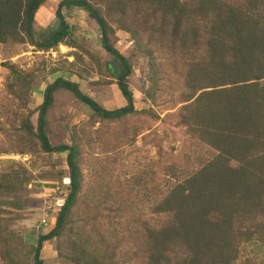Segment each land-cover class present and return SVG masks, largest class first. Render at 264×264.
Returning a JSON list of instances; mask_svg holds the SVG:
<instances>
[{"label":"trees","instance_id":"1","mask_svg":"<svg viewBox=\"0 0 264 264\" xmlns=\"http://www.w3.org/2000/svg\"><path fill=\"white\" fill-rule=\"evenodd\" d=\"M46 2L0 0V156L35 161L0 160V262L22 264L25 199L33 182L50 179L40 169L54 154H65L67 194L47 232L27 228L36 236L31 264H45L41 251L52 240L68 264H238L244 245L264 244V0H61L58 26L38 41L32 25ZM63 9H81L98 26L124 106L106 110L59 76L28 107L43 58L27 69L11 58L25 60L28 45L37 54L76 47ZM119 32L137 34L150 61L149 106L140 110L129 88L132 62L112 44ZM157 58L166 63L158 68ZM60 91L91 120H136L131 138L145 142L133 140L104 167L100 137L97 148L93 132L74 133L71 120L63 122L66 140L52 144L46 126Z\"/></svg>","mask_w":264,"mask_h":264},{"label":"rangeland","instance_id":"2","mask_svg":"<svg viewBox=\"0 0 264 264\" xmlns=\"http://www.w3.org/2000/svg\"><path fill=\"white\" fill-rule=\"evenodd\" d=\"M60 1L47 0L46 4L36 13L32 25L35 40L39 41L43 37L46 38L48 33L58 26L54 12ZM62 14L70 28L71 36L76 47L60 45L53 52H42L38 54L43 55H38L33 51V47L28 45L27 52L19 55L25 56V60L18 61V56L11 58L13 62H17L18 65L20 64L22 69L30 68L33 64L41 62L38 56H42L43 58L42 67L34 74V84L29 91L30 101L28 107L33 109L39 105L42 102L43 91L46 85L52 83L59 76L77 83L85 95L90 96L93 100L103 105L106 110H114L124 106L126 102L114 84L113 76L106 68L108 63L111 64L113 62L112 57L99 46L100 33L94 20L90 19L86 12L81 9H63ZM112 41L113 46L122 55L130 58V62H132V73L128 81L129 88L134 96V105L138 110L148 107L149 105L145 99L144 90L148 82V63L150 61L136 48L139 43L138 35L119 32L118 35L112 38ZM90 54L95 57H92ZM161 59H156L158 68L159 62L166 63L165 60ZM4 76L5 71L0 67V90H2L3 95L6 94ZM166 97L167 95H165ZM54 107H57V109L54 108L50 112L46 126V132L51 143L58 144L66 140L67 135H65V131L62 129L65 126L63 122L64 120L67 122L71 120V124L76 126L74 133L78 131L84 133L93 132V141L97 148V137H100L105 148L101 151H94L98 155L97 163L100 162L103 167L111 160L116 152L130 150L133 140L138 146L145 142H142L140 138L142 135H139L133 140L131 138L132 129L137 124L134 122L136 120L121 119L111 122H104L97 119L91 120L88 116L89 109L80 107L78 101L75 103V98L70 92L60 91L57 93L55 95ZM67 115H69V118ZM160 116L166 117L165 111H162ZM153 127L159 128L158 130L160 131L162 126L158 122ZM170 135L171 137L173 136L172 134ZM122 142L124 144H120ZM163 142H166L164 143L165 147L170 145L167 141ZM111 150L113 151L108 153ZM152 153H155L154 148L152 149ZM122 154L124 155L123 152ZM89 157L91 159L94 158L90 155ZM152 157L150 154V161H152ZM164 157L166 158L167 156ZM26 159L27 161H25ZM82 159L85 161L88 159V156L82 155ZM0 160L25 161L24 164L28 168L35 163L34 159H22L13 155L1 156ZM168 163L172 164V162ZM40 170V172L48 174L47 177H50V179H41L39 180L41 184L38 183L40 185L35 186L31 184L29 186L30 192L25 200H28L30 204H28V208L24 212L25 221L20 222L18 225V228H20L19 231L22 232L24 241L26 242V246H17L18 250L22 248L20 260L22 264L32 263L31 257L26 251L29 249V243H34L36 239V236L27 233V228H35L38 232H47L53 224L54 216L61 205L62 198L67 194V188L65 189L68 183L66 180L67 167L65 154H54L53 158L48 159L46 166ZM33 172L35 175L37 174L35 170ZM57 172H60L61 177L58 176L57 178ZM162 178L164 176L161 177V175H158L155 180L159 181ZM59 254L60 248H57V242L55 240L46 242L43 245L41 255L45 264H68L59 257ZM0 264H5V262L1 261ZM238 264H264V244L251 241L244 245Z\"/></svg>","mask_w":264,"mask_h":264},{"label":"clouds","instance_id":"3","mask_svg":"<svg viewBox=\"0 0 264 264\" xmlns=\"http://www.w3.org/2000/svg\"><path fill=\"white\" fill-rule=\"evenodd\" d=\"M60 45H64V44H59L58 46H60ZM57 48H58V47H57ZM54 51H55V50H54ZM51 52H53V51H51ZM3 156H10V155H3ZM13 156H18V157H20V158H22V159H24V158H28L27 156H23V157H22V156H20V155H13ZM0 157H1V156H0ZM26 160H27V159H26ZM26 160H25V161H26ZM66 180H67V178H66ZM38 181H39V180L33 182L32 184L35 185V186H36V185H40L41 182H40V181L38 182ZM67 182H68V181H67ZM38 183H40V184H38ZM67 185H68V183H67ZM53 221H54V220H53Z\"/></svg>","mask_w":264,"mask_h":264}]
</instances>
